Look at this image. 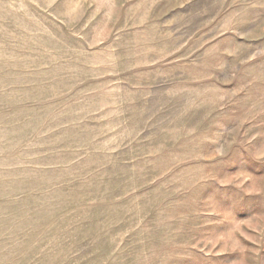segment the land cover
I'll use <instances>...</instances> for the list:
<instances>
[{
  "label": "rangeland",
  "instance_id": "374dc122",
  "mask_svg": "<svg viewBox=\"0 0 264 264\" xmlns=\"http://www.w3.org/2000/svg\"><path fill=\"white\" fill-rule=\"evenodd\" d=\"M0 264H264V0H0Z\"/></svg>",
  "mask_w": 264,
  "mask_h": 264
}]
</instances>
